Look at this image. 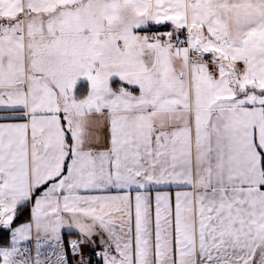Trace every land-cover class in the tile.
Returning a JSON list of instances; mask_svg holds the SVG:
<instances>
[{
  "label": "snow or ice",
  "instance_id": "obj_1",
  "mask_svg": "<svg viewBox=\"0 0 264 264\" xmlns=\"http://www.w3.org/2000/svg\"><path fill=\"white\" fill-rule=\"evenodd\" d=\"M0 107V264H264V0H0Z\"/></svg>",
  "mask_w": 264,
  "mask_h": 264
},
{
  "label": "crops",
  "instance_id": "obj_2",
  "mask_svg": "<svg viewBox=\"0 0 264 264\" xmlns=\"http://www.w3.org/2000/svg\"><path fill=\"white\" fill-rule=\"evenodd\" d=\"M165 26L164 31H168L171 28L170 24H163ZM151 26H161V25H150L149 28ZM116 86V85H114ZM83 88L84 90L81 92L80 89ZM87 88L88 85L86 83H81L78 87V94H86L87 92ZM23 112L21 111H9L4 109L3 107H0V116H22ZM25 122L23 120H0V123H22ZM94 131L96 132V134L100 137V147H105L107 146V142L109 139V126H108V122L104 119H101V126L98 129H94ZM160 190H166V191H171V192H175V191H183V190H189V189H183V188H176L174 185L167 188V189H155L154 191H160ZM33 207L32 204H30V213H29V219L21 222V223H17L15 224L13 227H17L20 226L24 223H29L32 220V213H31V208ZM62 234L64 236V246L65 248H67V242L70 239H79L78 233L73 230L71 232H69L67 229L62 230ZM35 237H36V233L35 231H33L32 234V239L26 243V246L33 249L32 251V255L35 256ZM41 259H44V257H50L52 255V249L50 247H48V245H44L41 249Z\"/></svg>",
  "mask_w": 264,
  "mask_h": 264
},
{
  "label": "trees",
  "instance_id": "obj_3",
  "mask_svg": "<svg viewBox=\"0 0 264 264\" xmlns=\"http://www.w3.org/2000/svg\"><path fill=\"white\" fill-rule=\"evenodd\" d=\"M165 26H151L148 30H156V31H162L164 32ZM29 213H30V204L25 205L23 208L19 210L17 218L14 220L13 226L17 223L24 222L29 219ZM8 244V233H3V238H0V246L7 245Z\"/></svg>",
  "mask_w": 264,
  "mask_h": 264
},
{
  "label": "built area",
  "instance_id": "obj_4",
  "mask_svg": "<svg viewBox=\"0 0 264 264\" xmlns=\"http://www.w3.org/2000/svg\"><path fill=\"white\" fill-rule=\"evenodd\" d=\"M149 33H155V32H162V31H156V30H148ZM86 254H91L92 250L90 248H85L84 249ZM93 264H101V262L93 256Z\"/></svg>",
  "mask_w": 264,
  "mask_h": 264
},
{
  "label": "rangeland",
  "instance_id": "obj_5",
  "mask_svg": "<svg viewBox=\"0 0 264 264\" xmlns=\"http://www.w3.org/2000/svg\"><path fill=\"white\" fill-rule=\"evenodd\" d=\"M83 90H84L83 88L80 89L81 92H82Z\"/></svg>",
  "mask_w": 264,
  "mask_h": 264
}]
</instances>
